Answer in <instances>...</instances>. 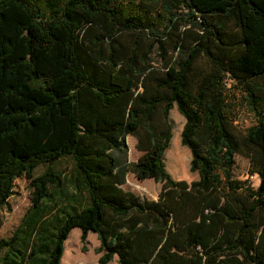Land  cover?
I'll list each match as a JSON object with an SVG mask.
<instances>
[{"label":"trees","instance_id":"1","mask_svg":"<svg viewBox=\"0 0 264 264\" xmlns=\"http://www.w3.org/2000/svg\"><path fill=\"white\" fill-rule=\"evenodd\" d=\"M259 80L264 0H0V211L19 179L31 202L0 240V264H61L74 229L85 252L97 235L98 264H264ZM239 87L256 117L247 130L230 100ZM175 108L199 174L191 184L166 167ZM169 155L181 177V146ZM238 156L257 189L235 177ZM66 158L68 179L54 170ZM130 174L161 184L158 200L125 190ZM63 197L68 210L47 221Z\"/></svg>","mask_w":264,"mask_h":264},{"label":"rangeland","instance_id":"2","mask_svg":"<svg viewBox=\"0 0 264 264\" xmlns=\"http://www.w3.org/2000/svg\"><path fill=\"white\" fill-rule=\"evenodd\" d=\"M162 32V31H161ZM133 40V37L130 35H123L122 41L126 44L130 43ZM169 55L174 57L176 54L173 51V48H169ZM154 60H158V51H154ZM157 62V61H156ZM207 66L206 64L204 67ZM264 87V80L258 81ZM247 93L242 87L231 91L230 100L232 104H236L235 107V116H236V125L240 130H247L256 124V117L254 112L251 111L248 106V102L245 100ZM262 98L264 102V91L262 93ZM170 124L172 125L173 138L171 141L170 149L166 152L165 160L167 171L170 173L172 178L176 181L184 180L191 184L194 181L199 180L198 173L191 172V160L192 156L190 151L182 145V131L185 125V119L182 117L177 109H173L170 112L169 117ZM137 138L135 136H128L127 143L129 146L128 160L131 163L137 162L141 156V152L137 150ZM181 146V150L185 155V174L181 177H176L174 170L171 167L173 157L169 155L170 151L174 153L177 152L178 147ZM46 167L42 166L38 168L35 172L36 176L42 175L46 171ZM73 161L71 158H66L60 161L54 166V170L58 173H61L65 179L70 178L72 175ZM235 177L242 182H245L247 185L252 186L257 189L260 186V179L258 175L252 174V167L250 160L243 156L237 157V164L235 168ZM124 189L131 191L141 198H146L149 200H158L159 195L162 191V185L157 183L153 179H148L145 181L138 180L134 175L130 174L128 176V182L124 186ZM68 191V190H67ZM68 192H72L71 190ZM84 200V196H83ZM54 206L53 213H49L45 216L48 218L49 222H57L59 218L62 217L60 210L65 208V211L68 210L69 204L66 199L63 197L61 201L57 204L54 202L51 204ZM73 207L77 209H82V205L79 203L72 204ZM31 208L30 202V191L28 188V183L25 179H19L15 183L13 197L9 200L8 205L0 211V240L10 239L14 233L21 226L23 219L27 215ZM82 232L80 229H74L69 235L68 240L65 243V252L61 261V264H98L101 254L97 253L98 248L100 247V242L96 234L91 233L87 239L86 248L87 251L83 250V244L81 242ZM118 258L116 257L112 264L117 263Z\"/></svg>","mask_w":264,"mask_h":264},{"label":"crops","instance_id":"3","mask_svg":"<svg viewBox=\"0 0 264 264\" xmlns=\"http://www.w3.org/2000/svg\"><path fill=\"white\" fill-rule=\"evenodd\" d=\"M90 235V234H89Z\"/></svg>","mask_w":264,"mask_h":264}]
</instances>
